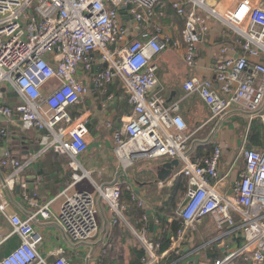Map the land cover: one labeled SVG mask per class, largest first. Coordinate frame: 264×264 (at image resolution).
<instances>
[{
    "label": "built area",
    "instance_id": "1",
    "mask_svg": "<svg viewBox=\"0 0 264 264\" xmlns=\"http://www.w3.org/2000/svg\"><path fill=\"white\" fill-rule=\"evenodd\" d=\"M169 8L183 21L180 38L177 27L162 23ZM213 22L222 26L221 36L227 32L228 40L217 43L213 75L203 77L196 61L202 43L210 40ZM179 50L190 74L181 83V93L173 96L159 72L165 53ZM105 63L107 67L99 68ZM114 83L128 96L132 113L120 119L117 128L110 115L104 123L121 175L111 184H98L81 160L93 138V116L81 110L73 114V109L86 103L93 86L104 95L101 110L106 111L115 98L108 85ZM192 97L210 114L198 126L182 113ZM234 108L246 113L248 131L256 119L264 126V6L257 0H0V119L36 131L40 145L22 161L6 146L9 134L0 127V166L9 169L0 171V190L13 189L21 173L50 151L68 156L71 171L59 195L28 218L0 202V217L12 229L0 235V247L12 235L20 238L0 264H76L81 257L84 264H100L109 243L98 237L97 198L87 190H74L87 178L106 202L112 223L122 224L137 240L144 252L140 264H201L196 255L205 245L191 238L206 216L220 230L214 241L230 237L238 245L203 264H264V145L248 147L244 141L224 173L221 145L208 156L194 158L197 133ZM161 159H178V175L187 181L176 209L181 226L167 233L170 246L164 251L156 241L163 233L161 223L156 224L158 232L150 229L146 195L124 177L138 161ZM238 161L243 162L242 171L226 193L223 189ZM123 188L144 210L137 225L127 218ZM59 198L56 214L52 204ZM39 218L58 224L74 250L72 258L58 254L49 260L41 255L44 236L34 225Z\"/></svg>",
    "mask_w": 264,
    "mask_h": 264
},
{
    "label": "crops",
    "instance_id": "2",
    "mask_svg": "<svg viewBox=\"0 0 264 264\" xmlns=\"http://www.w3.org/2000/svg\"><path fill=\"white\" fill-rule=\"evenodd\" d=\"M214 1L215 0H210V3ZM257 1L264 6V0ZM174 13L175 12L169 8L168 15L164 17L162 23L172 30L177 27L178 32H176L175 35L176 38H180L184 25L183 21ZM176 23L179 25H176ZM222 29L219 23L213 22L210 40L202 43L200 54L196 61V67L197 72L203 77H211L213 75V64L218 56L219 44H217V39L221 37V33L223 32ZM226 34H224V37ZM214 39H216V42H213ZM101 66L104 67V65ZM161 68L164 69L161 73L162 80L166 83V87L170 90L171 95L175 96L181 93V83H183L190 74L183 60V51H168L165 53L161 60ZM163 76L165 77L163 78ZM118 87L121 88L119 84ZM96 91L92 86L91 93L87 97L86 103L79 105V108L75 107L73 109V114L79 110H81L82 113L89 111L92 114L93 117L89 124V129L93 138H91L89 150L82 155L81 160L85 168L90 172V175L96 174V176H98V180H101L100 184H111L121 175L120 164L115 157L113 159L114 161H112V159L111 162L108 161L109 158L106 153L112 151L113 143L111 141V133L105 128L104 123L109 115L114 119L115 123L117 122L115 102L118 98L115 96L109 109L102 111L101 102L104 98H101V94H98ZM113 94L115 95V92H113ZM182 113L185 118L190 121L191 125L196 126L210 116L207 107L195 97L190 98L185 103L182 108ZM126 116L128 115H124L122 118ZM212 122L214 126H211L213 125L211 124ZM212 122L197 133L194 149H197L200 144L205 145L211 143V146L206 147L203 151L205 153L204 155H208L214 150L216 145H221L224 153L220 169L223 173L239 155L240 148L244 141H247L248 147L262 146L252 140L251 132L248 131V117L240 108H234L229 111L222 120H215ZM0 127H5L7 129L9 137L6 146L10 148L13 154L19 157L20 160L26 161L38 150L40 146L39 134L36 131H25L21 126L4 119H0ZM98 128H102L103 131L99 132ZM103 132L104 134H102ZM68 160L69 158L64 155L49 153L33 161V163L21 173L13 189L5 186L0 190V202L6 201L9 204V211L19 214L22 218H28L33 215L44 203L51 198L57 197L60 191L66 186V183L70 180L71 171L68 166ZM167 161L170 160L138 161L134 166L127 169L126 176H124L127 184L132 185L135 190L146 195L148 213L150 214L149 225L151 232H158V226L156 224L157 222L161 223L159 217L163 216V214L159 215V206L163 202L168 201L172 193L173 181L178 175L177 167L165 180L160 179L159 173H161V166ZM237 163L238 168L228 177L227 183L223 189L226 193H231L234 181L238 178L239 172L242 171L243 162L238 161ZM0 171L9 172V169L0 166ZM109 174H111V176ZM105 175H108L107 179L109 180H102ZM83 182L84 180L80 182L74 190H87L93 194L94 191L92 192L89 189L77 188ZM85 187L88 188V186ZM96 198L99 207L98 237L107 240L109 246L112 248L113 260L111 264H127L135 257L136 251L140 249L139 244L126 227L122 224L114 225L112 223V215L106 202L100 200L98 195ZM61 203L62 198H59L52 204V210L56 214L60 211ZM123 204L126 205L130 211L132 207L131 203L125 197L123 199ZM166 218L168 219L169 217ZM138 220L139 219L134 221L130 220V223L137 225ZM0 222L3 224L0 225V235L10 234L12 229L9 222L1 219V217ZM34 225L44 236L43 242L39 245L41 255L49 260L54 259L58 254L71 257V253L73 254L74 250L69 244V239L54 220H43L39 218L34 221ZM194 233L195 237L191 238V240H195L197 245H205L196 255L195 261L198 259L201 264H203L202 262H208L207 260L224 257L229 248L232 249L234 246L238 245V243H235L230 237L214 241L220 234L216 229L214 221L211 223L207 221L204 223L203 221L197 225ZM203 237L206 238L203 239ZM19 244L20 238L17 235H12L0 247V259L9 254ZM76 261L77 259L75 263ZM81 262L82 259H80L78 264Z\"/></svg>",
    "mask_w": 264,
    "mask_h": 264
},
{
    "label": "trees",
    "instance_id": "3",
    "mask_svg": "<svg viewBox=\"0 0 264 264\" xmlns=\"http://www.w3.org/2000/svg\"><path fill=\"white\" fill-rule=\"evenodd\" d=\"M226 38L227 37L221 36L219 37V39H217V41L218 43H221V42L228 40ZM99 68H103V67L100 65ZM95 91L98 92V94H101V98H104V95L100 92L99 89L95 88ZM108 91L109 93L115 92V96L118 98L117 101L115 102L116 104L115 112H116L117 120L121 119L124 115H128L132 113V107L128 102V96L126 95V93L124 92L122 88L118 87V83L108 85ZM249 132H251V137L253 141L258 143L259 145H264V126L259 119H256L252 122ZM210 146H211V143H208L205 145L200 144L195 151L194 158L199 159V158H203L205 156L210 155L213 151L209 153L208 155H204L205 153L203 152L206 147H210ZM49 153L57 154L53 151H50L46 153L45 155ZM123 189L124 190L122 194V202L125 197L126 199H128V201L131 203V206H132L130 211L129 209L127 211V217L129 221L140 219L144 214V210H142L141 208H138L136 203L131 200L129 192L125 188ZM186 189H187L186 178L183 175H177V177L173 181L172 193L168 201L163 202L159 206V215L163 214L162 217H159L161 221V227L163 229V233L156 238V241L161 242L162 244L161 251L166 250L170 246V241L167 239V233L168 232L174 233L181 226V220L176 215V209L178 208L179 203L182 201L181 199L184 198ZM166 217H172L173 219L172 221L168 222ZM111 250L112 248L109 246L107 249V254L104 256L100 264H111L113 260V254ZM143 253H144L143 250H140V249L137 250L135 257L127 264H140Z\"/></svg>",
    "mask_w": 264,
    "mask_h": 264
},
{
    "label": "rangeland",
    "instance_id": "4",
    "mask_svg": "<svg viewBox=\"0 0 264 264\" xmlns=\"http://www.w3.org/2000/svg\"><path fill=\"white\" fill-rule=\"evenodd\" d=\"M179 25V24H178ZM163 70L164 69H162L161 68V70H160V72H159V74L161 73V72H163ZM164 75H165V73H164ZM165 76H163V78H164ZM161 80H162V74H161ZM163 81V80H162ZM161 81V82H162ZM164 82V81H163ZM167 84H168V82H167ZM215 121V120H214ZM216 123V122H215ZM211 124H213V125H211V126H214V123L212 122ZM210 126V127H211ZM99 129V128H98ZM103 130H102V128H100L99 129V132H102ZM102 134H104V132L102 133ZM112 149V148H111ZM105 155V154H104ZM106 155H107V157L109 158L108 159V161L109 162H111V159H112V161H114L113 159H114V157H115V155H114V151H113V149H112V151L111 152H108V153H106ZM116 158V157H115ZM117 160V159H116ZM163 160H166V159H161V160H159V161H163ZM110 176H111V174H109ZM91 177L93 178V179H95L94 181L96 182V183H98V184H100V181L101 180H98L99 178H98V176H96V174H91ZM108 178V175H105V176H103V179L102 180H109V179H107ZM85 186H88V188L87 187H85ZM77 188H86V189H89L90 191H94V193L93 194H96L95 196H97V192H96V187H95V185L92 183V181L90 180V178H87L86 180H84V182L83 183H81ZM183 199L184 198H182L181 200L183 201ZM181 201V202H182ZM180 202V203H181ZM180 203H179V205H180ZM203 221H204V223H205V221H207V222H213L214 221V219L213 218H211V216H206L204 219H203ZM215 222V221H214ZM0 225H3L1 222H0ZM5 225V224H4ZM198 228H199V226H198ZM197 228V229H198ZM216 229L220 232V230H219V228H217L216 227ZM204 238H206V237H203V239ZM78 255V257H80V254H77ZM74 255L71 253V258L73 257ZM85 256V255H84ZM82 259H83V263L82 264H84L85 263V260H84V257H81ZM80 262V259H78L77 261H76V264H78Z\"/></svg>",
    "mask_w": 264,
    "mask_h": 264
},
{
    "label": "water",
    "instance_id": "5",
    "mask_svg": "<svg viewBox=\"0 0 264 264\" xmlns=\"http://www.w3.org/2000/svg\"><path fill=\"white\" fill-rule=\"evenodd\" d=\"M124 19H127V16H124ZM104 67H107V64H104ZM120 125V119L117 120L115 127H119ZM179 166V160L178 159H173L171 161H167L163 163L161 166V173H159L160 179L165 180L168 176L172 174V172Z\"/></svg>",
    "mask_w": 264,
    "mask_h": 264
}]
</instances>
